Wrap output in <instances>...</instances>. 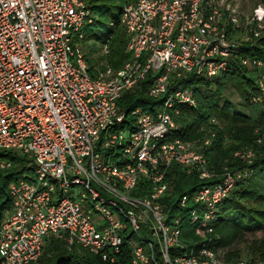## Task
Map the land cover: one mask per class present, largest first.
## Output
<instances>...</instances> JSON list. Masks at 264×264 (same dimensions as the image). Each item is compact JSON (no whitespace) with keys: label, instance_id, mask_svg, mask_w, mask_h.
<instances>
[{"label":"built area","instance_id":"1","mask_svg":"<svg viewBox=\"0 0 264 264\" xmlns=\"http://www.w3.org/2000/svg\"><path fill=\"white\" fill-rule=\"evenodd\" d=\"M237 2L127 0L120 26L130 57L93 75L79 43L94 21L90 0H0V169L20 157L32 175L8 185L0 264L35 262L52 239L110 263L128 247L130 264H252L230 258L214 230L222 203L250 176L264 132L233 153L245 167L217 171L207 153L219 119L200 126L196 140L182 137L178 121L198 110L196 91L235 62L254 79L246 99L264 114V60L243 53L264 36V4L241 14ZM102 49L107 55L108 43ZM149 74L146 94L162 103L123 110L120 100ZM173 165L219 178L179 202L201 237L193 246L180 241L182 214L161 201L174 188Z\"/></svg>","mask_w":264,"mask_h":264},{"label":"trees","instance_id":"2","mask_svg":"<svg viewBox=\"0 0 264 264\" xmlns=\"http://www.w3.org/2000/svg\"><path fill=\"white\" fill-rule=\"evenodd\" d=\"M121 1L124 4L127 0ZM261 1L264 3V0ZM90 2L94 6V21L86 25L85 28L89 30L91 37H95V30L104 29L110 21L111 8L107 0H90ZM256 41L257 43L252 48L246 46L243 53L264 60V36ZM105 43H108L109 47V52L105 55L107 63L114 69H119L130 57V54L126 52L124 32L120 26V14L119 18L113 21L110 33L104 36L103 45ZM92 68L91 66V72ZM250 75L246 69L235 62L232 69L222 77L221 83H217L216 88L213 89H208L207 86V91L218 93L231 84L237 94L244 99L248 89L255 90L254 79ZM151 79L152 74H149L139 90L126 94L120 100L119 104L123 110L130 111L139 106L145 110L153 111L156 106L162 103L163 98L154 99L146 94ZM195 96L198 110L193 114L183 111L178 119L185 127L182 137L187 140L198 139L200 126L206 123L210 117L216 116L220 121V126L217 127L216 138L207 153L210 166L217 171H220L223 166H228L232 170L245 167L241 161L233 160V153L244 146L253 145L258 135L264 132V114L261 108L258 105L250 104L245 99L249 112L238 113L228 99H224L220 105L219 103H210L208 99L211 95L204 91H196ZM1 156L5 157V155ZM10 159L12 160L11 166L0 169V220L4 209L11 203L8 192L9 183L15 180L18 175L30 170L26 167L24 159L11 156ZM248 167L251 170L250 176L240 181L229 198L222 203L214 233L218 237L219 243L229 248L238 239L245 238L249 234L256 235L247 249L246 254L249 259L246 260L252 264H264V145L258 148L257 157ZM170 174L174 175L175 185L172 192L164 195L161 201L171 215L182 214L180 241L193 246L192 244L201 241V237L196 235L190 226L188 209L180 207L179 202L183 196L194 193L204 185L218 182L219 178L200 180L196 174L189 175L178 165H173L170 168ZM192 203L190 201V206ZM230 258L243 259L239 253L233 252H231ZM131 259L132 255L128 247H125L117 256L115 263H110L80 246L69 248L63 241L52 239L39 259L30 264H130Z\"/></svg>","mask_w":264,"mask_h":264},{"label":"rangeland","instance_id":"3","mask_svg":"<svg viewBox=\"0 0 264 264\" xmlns=\"http://www.w3.org/2000/svg\"><path fill=\"white\" fill-rule=\"evenodd\" d=\"M107 3L109 4L111 8V17L110 21L108 22L107 26L102 30H95V37H91L89 30L84 28L85 31V38L82 40H79V43L82 45L83 51L86 55L87 60H89L92 69V74L96 75L97 70L100 68L105 67L106 65V58L105 54L103 52V38L105 35L110 33L112 30V25L110 24L112 21H115L119 18V14L121 12V8L123 6V2L121 0H107ZM238 9L240 10L241 14H248L253 11L255 7H257L259 4H264L261 0H238ZM257 43V41L254 42V44ZM249 76V75H248ZM251 76V75H250ZM252 77V76H251ZM222 78H218L212 83H205L206 86H208V89L216 88L217 83H221ZM209 84V85H208ZM204 93H208L211 95L209 97L210 103H219L220 105L223 103L224 99H228L232 102V104L235 107V110L238 113H246L249 112L248 108H246L247 101L245 100L246 97L243 99L240 97L237 92L234 90L233 86L231 84L226 87L225 90H220V92H212L204 90ZM246 102H245V101ZM22 175H29L28 173L24 172ZM32 177V175H29ZM143 236L148 237V235L141 230L140 232ZM256 237V235L249 234L245 238L236 240L232 246L229 248L231 252L233 253H239L240 257L243 259H249L247 256V249L251 243V241Z\"/></svg>","mask_w":264,"mask_h":264}]
</instances>
